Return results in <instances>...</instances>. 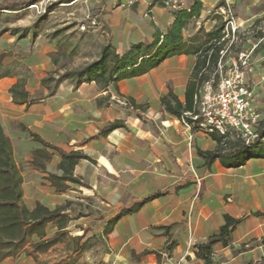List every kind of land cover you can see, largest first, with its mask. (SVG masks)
I'll return each mask as SVG.
<instances>
[{
  "label": "crops",
  "instance_id": "1",
  "mask_svg": "<svg viewBox=\"0 0 264 264\" xmlns=\"http://www.w3.org/2000/svg\"><path fill=\"white\" fill-rule=\"evenodd\" d=\"M202 2L204 9L197 29L210 31L211 10L216 11L220 4L230 7L236 0ZM263 13L259 8L253 12L241 7L236 20L242 24L237 27L234 19L235 26H231L246 31L243 25L252 27ZM102 14L109 23L113 46L120 54L138 42H153L154 38L147 40L151 34H166L175 22L174 13L161 0H144L133 6L124 0H106ZM191 30L193 27L186 33ZM250 41L244 44V50ZM260 62H254L256 72L249 77L255 93L264 85V61ZM195 63V56L172 57L147 74L122 79L107 89L96 83L79 86L69 80L50 97L45 88L42 97L25 105L14 103L11 89L18 79L2 77L1 123L4 130H10L12 139H23L31 132L64 152L77 151L88 156L90 160H82L74 171L88 188H71L97 194L115 206L112 218L134 202L159 195L113 226L108 236L116 245V259L129 262L135 255L148 264H157L158 257L167 259L169 264H190V258L195 261L196 245L217 234L229 215L241 222L229 247H214V262L264 264V158L251 159L238 168H225L219 160L207 166L199 152L217 148L210 134L190 130L162 109L161 98L169 91L185 100ZM37 67L45 69L46 64ZM38 71L35 91L43 89V72ZM118 98L145 110L122 107L116 102ZM253 104L262 109L264 116V105L260 106L256 98ZM115 122L124 127L103 135L104 129ZM30 139L34 152L40 145ZM28 159L32 161V157ZM53 162L58 165L60 157ZM29 176L32 179L24 183V194L26 204L33 209L38 202L48 208L55 200L61 205L59 198L71 192L70 188L66 193H56L44 178L46 173L33 170ZM43 183L48 192L42 191ZM45 194L52 196L49 201ZM9 260L0 264H9ZM192 264L203 262L196 260Z\"/></svg>",
  "mask_w": 264,
  "mask_h": 264
},
{
  "label": "rangeland",
  "instance_id": "2",
  "mask_svg": "<svg viewBox=\"0 0 264 264\" xmlns=\"http://www.w3.org/2000/svg\"><path fill=\"white\" fill-rule=\"evenodd\" d=\"M193 1L191 0L190 4ZM105 2L106 0H0V6L16 3L21 4L18 9L23 8L16 11L0 10V75L16 77L18 82L24 86V90L28 91L31 100L34 101L44 95L45 88L48 91L52 90L49 89V86L53 88L54 81L66 72L83 69L97 61L104 46L109 44L113 46L109 23L105 21L102 14ZM230 7L232 16L236 20L241 7L249 8L253 12L259 8L264 12V0H236L235 5ZM221 8H227V6L216 8V11L211 10L210 12L211 22L209 24L213 26L210 31L201 27L203 32H200L201 28L197 29L199 21L197 20L190 27H193V30L185 33L184 36L191 38L199 33L202 40H205V34L225 24L221 42L224 44L223 51L226 53L224 61L230 64L244 51V44L248 40L257 43L259 39H264V13L252 27H247L248 24L243 25L247 28L246 31L239 29L233 34L232 26L223 17L216 14L217 12L221 13ZM91 20L97 21L98 27L94 30L82 31L81 27L90 24ZM236 21L237 24H242V21ZM236 21H233L234 26ZM157 35L158 32H155L147 40L155 39ZM261 47L262 49H260ZM254 57L253 62H258V64L261 63L260 60L264 61V40L261 41ZM40 63L46 64L45 69L42 67L38 69L37 65ZM216 69L215 67L211 70L208 69L205 73L210 77ZM38 70L43 72V80H48L46 83L42 81L43 89L41 91L34 90L37 87L36 78L40 76ZM68 81L69 79L63 83ZM256 93V102L260 106L264 105V85H262V90L256 91ZM131 107H133L131 110H145L142 107L139 109L136 106L131 105ZM5 132L11 139L13 156L23 178L24 191V183L32 179L29 175L33 170H36L32 161L26 160L27 157L33 159L35 152H33V141L29 134L23 139L16 140L11 138L10 130L5 129ZM234 141L233 138L225 140V142ZM56 157L58 156L54 158ZM53 161L47 168L51 167L53 171L58 172V165ZM45 173L50 174L51 172L47 169ZM45 186L47 185L43 183L42 191L44 193L49 191L44 188ZM75 188L72 187L68 195L59 198L61 205H67L72 218L66 229L65 241L46 253L30 256L27 252L31 248L30 242L38 240V237L35 236L23 245L14 257L9 258L11 259L9 264H148L143 263L140 257L135 255L129 262L114 257L117 248L108 236L109 229L107 231L105 229L106 224L115 213L113 209L115 206L97 194L84 193V191ZM43 196L47 201L52 197L47 194ZM25 200L24 194V202ZM46 200H44L45 204ZM58 203L55 200V203H48V206L50 209H55L61 206ZM27 207L33 209L28 205ZM55 232H57L56 227L48 226L46 237L53 236ZM157 261V264H169L167 259L160 257L157 258ZM195 261L190 258L189 263L192 264Z\"/></svg>",
  "mask_w": 264,
  "mask_h": 264
},
{
  "label": "trees",
  "instance_id": "3",
  "mask_svg": "<svg viewBox=\"0 0 264 264\" xmlns=\"http://www.w3.org/2000/svg\"><path fill=\"white\" fill-rule=\"evenodd\" d=\"M20 5L16 3L3 4L0 6V10H21L23 8L18 9ZM223 5L220 4L219 7ZM203 9L202 0H194L187 9L174 13L175 22L166 34L158 32L153 42H138L123 54H120L110 44L104 46L97 61L83 69L66 72L54 81V87L49 86V89L52 90L48 97L53 95L55 90L67 79L74 81L79 86L83 83H96L101 88L107 89L122 79L147 74L169 58L180 55L195 56L194 73L188 84L185 100H180L173 91H169L161 98V106L171 117L181 121L185 120L193 126L192 131H196L197 125L186 114L195 113V95L202 83L209 78L205 72L217 67L224 45L221 42L222 33L225 31V24H222L212 32L205 34V40H202L199 33L191 38H185L184 34L188 32L194 22L200 19ZM202 30L201 28L200 32H203ZM2 77L8 76L0 75V78ZM43 82L46 83L48 80H43ZM11 91L14 103L17 105L30 104L35 101L30 99L28 91L24 90L21 82L16 83ZM130 103L135 106L133 102ZM261 126L260 136L264 137V121L261 122ZM22 127L25 129L24 126ZM122 127H124L122 123L115 122L104 129L102 134L107 135ZM28 134L40 145V148L33 153L32 159L36 170L45 173L54 157H60L59 174L50 173L47 177L56 193H66L72 185L88 188L87 184L74 175L75 168L82 160H90L88 156L77 151L64 152L45 142L38 135L31 132ZM210 137L217 143V148L214 151L199 152L207 166H211L219 160L225 168H238L244 166L251 159L264 158V146L247 147L239 139L220 136L216 133L210 134ZM228 138H233L235 141L225 142ZM22 185L23 178L13 156L11 139L7 136L0 119V263L14 257L22 246L35 236L38 237V240L30 242L31 248L27 254L31 256L48 252L65 241L66 229L72 221L67 205L50 209L38 202L34 209H29L24 202ZM157 197H159L158 194L119 210L106 224L105 231L109 229L108 234H111L113 226L122 218L137 213L146 203ZM240 222L241 220L226 215L225 224L219 232L210 237L207 242L196 245V259L203 264H216L212 259L214 247L218 244L229 247L232 234ZM51 225L57 228V232L47 238L46 229Z\"/></svg>",
  "mask_w": 264,
  "mask_h": 264
},
{
  "label": "built area",
  "instance_id": "4",
  "mask_svg": "<svg viewBox=\"0 0 264 264\" xmlns=\"http://www.w3.org/2000/svg\"><path fill=\"white\" fill-rule=\"evenodd\" d=\"M144 0H124L128 6H133ZM166 8L173 13L188 8L191 0H161ZM221 15L229 25L234 18L230 7L221 8ZM98 22L91 20L83 25L82 31L98 27ZM239 29L232 27L235 34ZM261 41L249 42L247 48L230 64L224 61L225 52L221 51L216 71L205 80L195 95V113H187L198 129L220 136H231L241 140L247 147L264 146V137L260 136V125L264 121L262 112L253 104L255 91L249 77L254 75V53ZM203 73V72H202ZM117 103L133 109L126 99H118ZM182 123L192 130V125L185 120ZM213 259V257H212ZM217 264V263H216Z\"/></svg>",
  "mask_w": 264,
  "mask_h": 264
},
{
  "label": "bare ground",
  "instance_id": "5",
  "mask_svg": "<svg viewBox=\"0 0 264 264\" xmlns=\"http://www.w3.org/2000/svg\"><path fill=\"white\" fill-rule=\"evenodd\" d=\"M237 27H240V26L237 24Z\"/></svg>",
  "mask_w": 264,
  "mask_h": 264
}]
</instances>
